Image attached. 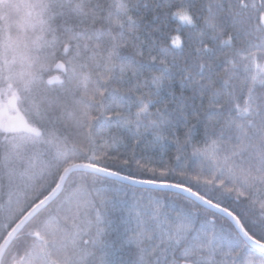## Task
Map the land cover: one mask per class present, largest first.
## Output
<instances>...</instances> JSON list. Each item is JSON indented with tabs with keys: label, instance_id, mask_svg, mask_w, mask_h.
Segmentation results:
<instances>
[{
	"label": "snow or ice",
	"instance_id": "1",
	"mask_svg": "<svg viewBox=\"0 0 264 264\" xmlns=\"http://www.w3.org/2000/svg\"><path fill=\"white\" fill-rule=\"evenodd\" d=\"M0 264H264V0H0Z\"/></svg>",
	"mask_w": 264,
	"mask_h": 264
},
{
	"label": "trees",
	"instance_id": "2",
	"mask_svg": "<svg viewBox=\"0 0 264 264\" xmlns=\"http://www.w3.org/2000/svg\"><path fill=\"white\" fill-rule=\"evenodd\" d=\"M55 74L56 73L53 72V75ZM193 123H195V121H193ZM112 131L115 132L116 130L113 129ZM165 144H166V148H165V152L163 154L162 159L167 165L174 167L177 164L175 157L178 154L176 152V146L174 143L170 141H166ZM121 151H123V149ZM149 154L153 155L156 161H160L161 155L159 152H154V153H149ZM143 155H145L143 150L138 149L137 156H143ZM180 155L182 156V162L187 163L190 170H198V164L192 159H188V157L191 156L190 147L187 149L186 152L181 153ZM124 171H125V174H127L129 171L136 172L137 171L136 165L133 163L128 166H125ZM142 175L147 176L149 174L143 173ZM101 186L107 187L111 190L109 195L115 194V197H114L115 207L109 205L106 210V215L109 219L114 221L117 225L119 224V218L121 216V212L119 211V209L122 206L131 205L132 203L135 202L136 199H140L141 197H143V202L147 203L148 198L150 196L157 197V198L174 197V192L172 191L158 190V189L146 188V187H137V186L129 185L121 181L110 179V178H106V179L102 178L101 183L98 184L97 187H101ZM165 202L167 203V200H165ZM176 203L178 205L183 204V199L176 198Z\"/></svg>",
	"mask_w": 264,
	"mask_h": 264
},
{
	"label": "water",
	"instance_id": "3",
	"mask_svg": "<svg viewBox=\"0 0 264 264\" xmlns=\"http://www.w3.org/2000/svg\"><path fill=\"white\" fill-rule=\"evenodd\" d=\"M110 179H114V180H118V181H121L119 180L118 178H115V177H109ZM123 183H126V184H129L127 181H121ZM134 186H137V187H146V186H143V185H134ZM146 188H151V187H146ZM153 189H158V188H153ZM158 190H167V191H172V192H175V190H168V189H158Z\"/></svg>",
	"mask_w": 264,
	"mask_h": 264
}]
</instances>
